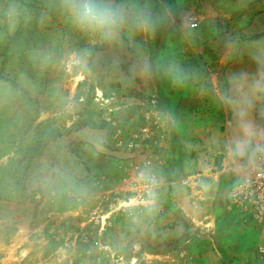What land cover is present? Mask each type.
<instances>
[{
	"label": "rangeland",
	"instance_id": "obj_1",
	"mask_svg": "<svg viewBox=\"0 0 264 264\" xmlns=\"http://www.w3.org/2000/svg\"><path fill=\"white\" fill-rule=\"evenodd\" d=\"M109 2L150 9L163 24L106 42L78 31L60 0H0V21L19 13L14 31L0 24V264H200L189 245L195 226L163 187V161L185 175L201 165L210 173L223 155L202 137L185 153L173 130L163 138L154 127L170 118L163 75L186 54L173 50L180 33L215 43L216 59L198 63L195 85L206 93L194 115H217L221 88L224 120L212 127L232 150V173L264 162V101L232 103L233 77L264 68V0ZM142 173L158 181L154 205L144 203Z\"/></svg>",
	"mask_w": 264,
	"mask_h": 264
},
{
	"label": "crops",
	"instance_id": "obj_2",
	"mask_svg": "<svg viewBox=\"0 0 264 264\" xmlns=\"http://www.w3.org/2000/svg\"><path fill=\"white\" fill-rule=\"evenodd\" d=\"M190 32L191 37L184 36L186 32H183L172 42L174 51L181 44L186 54L179 58L176 68L163 75V106L170 116L174 139L182 145L178 149L186 153L197 148L193 137L195 141L199 137L209 139L223 155V162L217 171L208 173L209 165H201L192 167V170H203V173L185 175L187 169L181 171L176 168L175 161L168 163L167 157L161 171V179L165 181L163 187L169 189V199L195 226L196 232L189 245L192 254L199 255L200 264H264V219L254 217L236 203L235 188L246 174L232 173V150L219 135L218 128L212 127L214 122L224 120L221 88L215 91L217 115L195 116L191 110L192 107H204L202 96L206 92L201 84L195 85L201 73L198 63L216 58L214 40L194 38L192 35L197 33ZM176 75L181 76L178 81L173 79ZM214 78L219 80L217 65Z\"/></svg>",
	"mask_w": 264,
	"mask_h": 264
},
{
	"label": "clouds",
	"instance_id": "obj_3",
	"mask_svg": "<svg viewBox=\"0 0 264 264\" xmlns=\"http://www.w3.org/2000/svg\"><path fill=\"white\" fill-rule=\"evenodd\" d=\"M60 6L78 31L106 42L116 40L120 32L125 29L150 34L163 24V16L150 9H129L110 3L109 0H60ZM164 13L171 15V10L165 8ZM18 18L19 13L16 9H9L0 24L6 25L8 31L11 32L16 29ZM75 63L87 66V60L83 56L76 57ZM180 78V75L173 76L174 81H178ZM233 81L235 99L232 103L241 110L250 106L252 101H264V68L252 77L246 74L234 76ZM244 131L246 135L253 134L251 126L246 127ZM237 148L239 150L241 145L238 144ZM139 179L144 183L148 197L144 203L154 205L158 181L154 176L144 173L140 175Z\"/></svg>",
	"mask_w": 264,
	"mask_h": 264
},
{
	"label": "built area",
	"instance_id": "obj_4",
	"mask_svg": "<svg viewBox=\"0 0 264 264\" xmlns=\"http://www.w3.org/2000/svg\"><path fill=\"white\" fill-rule=\"evenodd\" d=\"M190 20L189 25L191 28L199 26L198 17L193 16ZM212 78V73L207 72L203 80L211 82ZM154 124L156 132H160L161 137L167 138L171 130L170 118L163 115L162 118L155 120ZM147 129L148 127L144 130ZM234 198L237 204L252 213L254 217L264 219V162L257 169L244 176L235 188Z\"/></svg>",
	"mask_w": 264,
	"mask_h": 264
},
{
	"label": "trees",
	"instance_id": "obj_5",
	"mask_svg": "<svg viewBox=\"0 0 264 264\" xmlns=\"http://www.w3.org/2000/svg\"><path fill=\"white\" fill-rule=\"evenodd\" d=\"M261 34H258L257 36H260Z\"/></svg>",
	"mask_w": 264,
	"mask_h": 264
}]
</instances>
